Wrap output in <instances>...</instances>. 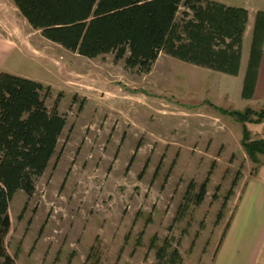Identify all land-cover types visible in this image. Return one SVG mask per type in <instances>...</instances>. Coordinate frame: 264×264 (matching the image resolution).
<instances>
[{"label":"rangeland","instance_id":"obj_1","mask_svg":"<svg viewBox=\"0 0 264 264\" xmlns=\"http://www.w3.org/2000/svg\"><path fill=\"white\" fill-rule=\"evenodd\" d=\"M192 17L179 7L177 19ZM0 42V71L48 87L46 106L65 118L33 194L9 202L4 246L16 264H161L164 239L180 264H210L232 208L227 201L217 222L224 196L237 171L255 166L241 124L214 108L262 106L241 97L245 63L230 76L164 52L147 72L113 52L83 57L44 38L12 0H0ZM212 162L203 201L183 210L188 184Z\"/></svg>","mask_w":264,"mask_h":264},{"label":"trees","instance_id":"obj_2","mask_svg":"<svg viewBox=\"0 0 264 264\" xmlns=\"http://www.w3.org/2000/svg\"><path fill=\"white\" fill-rule=\"evenodd\" d=\"M12 2L26 22L39 30L44 38L83 57L95 58L113 52L116 59H124L128 68L147 72L157 55L164 52L213 71L233 76L238 73L242 34L247 22V11L243 8L225 6L213 0ZM181 5L193 11L192 18L177 19ZM260 15L262 13L258 12L243 77V99H250L253 92L257 46L262 30L259 25L262 26L263 17ZM47 92L48 87L39 81L0 71V264H16L4 246V236L10 227L9 202L18 191L28 197L33 194L35 180L46 170L65 126V118L56 109L46 106ZM214 108L241 124V147L255 166L259 164L260 157L264 156V139L251 138L247 124L264 120V102L258 110ZM213 167L214 162L198 186L193 181L188 184L185 202L180 208L186 209L189 203L198 206L203 201ZM254 170L255 167L251 171ZM239 178L237 171L224 196L217 222L222 218ZM170 246L164 239L156 248L157 261L180 264V253Z\"/></svg>","mask_w":264,"mask_h":264},{"label":"crops","instance_id":"obj_3","mask_svg":"<svg viewBox=\"0 0 264 264\" xmlns=\"http://www.w3.org/2000/svg\"><path fill=\"white\" fill-rule=\"evenodd\" d=\"M225 6L243 8L247 11V22L242 34L241 55L238 76L242 64L246 66L249 60L253 28L257 13H262L259 25L261 30L258 44L257 68L253 92L250 99H260L264 102V0H213ZM259 23V20H258ZM262 27V28H261ZM250 35L248 51L244 46L245 36ZM5 45L0 42V65L3 62ZM244 61V62H243ZM225 74V73H223ZM229 75V74H227ZM233 76V75H230ZM243 82V78H242ZM242 89V86H241ZM241 93V91H240ZM249 131L254 133L253 139H264V120L252 124ZM254 172L240 176L234 189V194L228 200L232 208L226 222V228L221 232L217 245L214 247L210 264H264V156L260 157ZM229 206V205H228ZM224 230V229H223Z\"/></svg>","mask_w":264,"mask_h":264}]
</instances>
